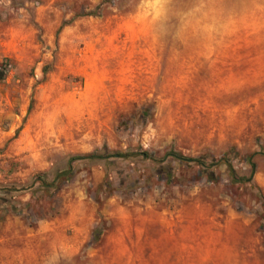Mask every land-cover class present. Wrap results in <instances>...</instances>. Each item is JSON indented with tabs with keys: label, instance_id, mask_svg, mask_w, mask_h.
Listing matches in <instances>:
<instances>
[{
	"label": "rangeland",
	"instance_id": "374dc122",
	"mask_svg": "<svg viewBox=\"0 0 264 264\" xmlns=\"http://www.w3.org/2000/svg\"><path fill=\"white\" fill-rule=\"evenodd\" d=\"M5 63L0 264H264V0H0Z\"/></svg>",
	"mask_w": 264,
	"mask_h": 264
},
{
	"label": "trees",
	"instance_id": "16d2710c",
	"mask_svg": "<svg viewBox=\"0 0 264 264\" xmlns=\"http://www.w3.org/2000/svg\"><path fill=\"white\" fill-rule=\"evenodd\" d=\"M0 79H3V74H0ZM73 173H74V170L72 168L71 169H67V170H65L63 172L58 173L56 175V177L51 182L48 181L46 175H39L37 178H38V180H40L42 182V185H41L42 187L50 189V188H52L54 186H57L59 184V182H60L62 177L66 176L67 178H69V177H71L73 175ZM16 190H25V188L16 189ZM0 201H1V199H0Z\"/></svg>",
	"mask_w": 264,
	"mask_h": 264
},
{
	"label": "built area",
	"instance_id": "2783aa9c",
	"mask_svg": "<svg viewBox=\"0 0 264 264\" xmlns=\"http://www.w3.org/2000/svg\"><path fill=\"white\" fill-rule=\"evenodd\" d=\"M10 67L11 65L7 63L0 65V74H3V79L7 77L8 73H10Z\"/></svg>",
	"mask_w": 264,
	"mask_h": 264
},
{
	"label": "water",
	"instance_id": "95a60500",
	"mask_svg": "<svg viewBox=\"0 0 264 264\" xmlns=\"http://www.w3.org/2000/svg\"><path fill=\"white\" fill-rule=\"evenodd\" d=\"M184 160H187V161H192L193 159L191 158H183Z\"/></svg>",
	"mask_w": 264,
	"mask_h": 264
}]
</instances>
